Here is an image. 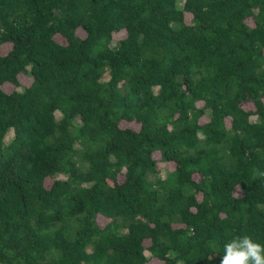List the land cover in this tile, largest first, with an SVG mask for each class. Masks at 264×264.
I'll return each mask as SVG.
<instances>
[{
  "label": "trees",
  "instance_id": "obj_1",
  "mask_svg": "<svg viewBox=\"0 0 264 264\" xmlns=\"http://www.w3.org/2000/svg\"><path fill=\"white\" fill-rule=\"evenodd\" d=\"M262 173L264 0H0V264H220Z\"/></svg>",
  "mask_w": 264,
  "mask_h": 264
},
{
  "label": "clouds",
  "instance_id": "obj_2",
  "mask_svg": "<svg viewBox=\"0 0 264 264\" xmlns=\"http://www.w3.org/2000/svg\"><path fill=\"white\" fill-rule=\"evenodd\" d=\"M220 264H264V245L250 235L234 236L223 245Z\"/></svg>",
  "mask_w": 264,
  "mask_h": 264
},
{
  "label": "rangeland",
  "instance_id": "obj_3",
  "mask_svg": "<svg viewBox=\"0 0 264 264\" xmlns=\"http://www.w3.org/2000/svg\"><path fill=\"white\" fill-rule=\"evenodd\" d=\"M181 1H182V0H180V2H181ZM123 34H124V31H123V30H122V31H119L118 33L115 34V38H118V37L122 36ZM118 87L121 88L122 85L120 84V85H118ZM161 172L164 173V169H161ZM57 176H59V174H57ZM49 179H50V178H49ZM152 263H155V261H152Z\"/></svg>",
  "mask_w": 264,
  "mask_h": 264
}]
</instances>
